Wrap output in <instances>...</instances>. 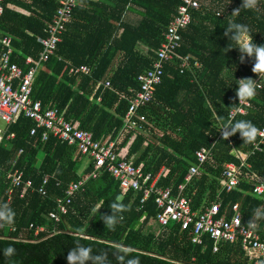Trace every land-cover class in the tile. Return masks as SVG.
<instances>
[{"label":"trees","instance_id":"obj_1","mask_svg":"<svg viewBox=\"0 0 264 264\" xmlns=\"http://www.w3.org/2000/svg\"><path fill=\"white\" fill-rule=\"evenodd\" d=\"M201 1L177 49L180 56H190L189 66L183 68L179 58L164 64L155 97L141 110L152 125L128 147L133 134L120 135L128 98L141 90L139 77L158 58L183 0H78L56 54L38 69L32 98L58 108L75 127L92 131L95 139L111 141L120 135L121 157L154 175L163 169L159 185L171 186L174 193L196 163V151L212 146V158L187 183L184 194L192 198L194 209L203 202H221V213L229 217L238 204L243 223L264 233V193L256 194L246 178L232 190L223 183L225 164L241 162L235 150L249 153V170L264 177V144L262 151L252 153L258 132L248 143L239 131L226 137L220 130L240 120L251 121L258 130L264 127V80L250 97L247 112L230 118L238 107L239 80L255 81L264 73L252 71L255 53H242L230 39L235 32L226 31L231 23L244 25L252 42L264 44V0ZM9 4L23 6L29 14ZM2 6L0 32L12 36L13 59L27 69L26 58H38L43 50L39 37L47 35L60 0H4ZM130 11L142 15L138 22L129 21ZM82 65L90 72H71ZM108 80L111 87L105 86ZM34 126L33 119L21 115L9 129L15 137L0 144V208L6 206L14 214L11 222L0 218V264H68L69 253L81 246L92 257L84 264H252L240 240L222 242L214 251L209 235L197 244L193 229L183 230L176 222L159 225V232L151 229L159 211L156 196L141 203L143 191L123 193L119 180L106 170L76 192L59 221L50 218V212L57 211L56 199L65 197L70 183L83 176L81 155L76 146L52 135L43 140V129L31 134ZM93 167L90 162L84 174ZM17 170L33 185L24 196V183L15 186L10 197L8 174ZM43 185L45 193L39 191ZM112 203L124 207L113 212ZM103 216H115V222L109 226ZM38 227L44 230L37 232ZM8 246L13 250L6 257Z\"/></svg>","mask_w":264,"mask_h":264},{"label":"built area","instance_id":"obj_2","mask_svg":"<svg viewBox=\"0 0 264 264\" xmlns=\"http://www.w3.org/2000/svg\"><path fill=\"white\" fill-rule=\"evenodd\" d=\"M3 2L4 0H0V15L3 13ZM77 3L78 0H60V6L46 30L47 35L39 37L43 50L38 58L32 56L26 58L27 69L13 59L15 47L12 36L0 32V121L3 123L0 124V144L15 137V133L10 132L9 129L21 115H25L35 122L31 134H36L39 128L43 129V140H47L52 135L68 145L76 146L77 154L89 158L94 165L89 173L70 183L65 197L56 199L57 211L50 212V218L59 221L60 213L67 212V204L72 201L76 192L83 189L91 178H97L102 170H106L119 180L123 193L130 190L143 191L141 203H144L152 194L156 196L155 201L159 211L155 221L159 225L167 226L176 222L183 230L192 228L193 242L197 244H202L204 236L209 235L214 241V251L219 250L222 242L240 240L251 263L261 264L264 260V233L243 223L238 204L233 205V213L229 217L227 213H221V202L215 201L210 204L203 202L194 209L192 198L184 194L187 183L193 177L200 175L201 167L212 158V146H204L196 151L197 161L190 167L185 182L179 185L177 193H174L171 186L159 185L161 172L155 175L152 172H145L141 166L134 165L132 160L123 159L119 153V136L123 133H132V139H135L139 133L148 134L151 124L141 110L154 99L155 86L163 79L164 64L179 58L182 60L183 68L189 66L190 56H180L177 49L182 42V30L191 23L192 11L199 9L202 1L183 0L178 7V14L171 21L166 39L158 50V58L153 66L139 77L141 90L136 91L132 98L127 97L130 105L124 118L122 131L111 141L95 139L92 131L75 127L58 108L45 106L41 100L32 98L38 69L56 54L58 45L62 41V34L73 18ZM71 72L89 73L90 69L82 65L73 68ZM263 80L264 74H261L254 81L255 90L262 88ZM105 86L111 87V82L106 81ZM250 106V98L240 100L238 98V107L231 110L230 118L233 119L237 114H245ZM258 135L260 140L254 143L252 153L263 150L264 127L258 130ZM235 154L240 159V164L228 162L223 171V183L227 190L236 188L240 181L246 178L254 183V192L262 195L264 177L249 170L251 165L247 160L250 154L238 150H235ZM23 177V172L18 170L8 174V178L12 179V186L8 191L10 197L15 186L19 187L24 183L22 196L27 188L32 187V180L25 181ZM48 179L49 177L46 176L44 185ZM44 185L39 190L41 193H45ZM33 227L34 224H31L30 228ZM43 230L44 227L36 228L37 232Z\"/></svg>","mask_w":264,"mask_h":264},{"label":"clouds","instance_id":"obj_3","mask_svg":"<svg viewBox=\"0 0 264 264\" xmlns=\"http://www.w3.org/2000/svg\"><path fill=\"white\" fill-rule=\"evenodd\" d=\"M247 6V4H245ZM226 31H234L235 34L230 39L234 40L239 44V50L243 53L246 52L249 55L255 53L256 62L253 66L252 71L254 73H264V44H256L251 41V39L246 36L247 28L244 25L231 23L226 29ZM240 83L238 84V89L236 91V95L239 100L244 98H250L255 95V86L254 80L251 78L240 79ZM222 135L229 137L234 135L237 131H239L242 140L244 142L251 143L255 140L258 129L255 125L251 123V121L240 120L234 123L228 122L226 125L221 127ZM113 212H119L124 206L119 203H112L110 206ZM13 213L6 206L0 208V218L11 222ZM257 217L261 216V212L257 210L255 212ZM115 216H103L104 222L111 226L115 222ZM13 248L8 246L4 249V255L7 257ZM89 249L87 247L81 246L78 252H70L67 260L68 264H75V262H79V264H84V262L88 259H91L89 255Z\"/></svg>","mask_w":264,"mask_h":264},{"label":"crops","instance_id":"obj_4","mask_svg":"<svg viewBox=\"0 0 264 264\" xmlns=\"http://www.w3.org/2000/svg\"><path fill=\"white\" fill-rule=\"evenodd\" d=\"M9 6L11 7V8H13V9H15V10H17V11H19V12H22V13H25V14H29V10L28 9H26V8H24L23 6H20V5H17V4H9ZM247 36V35H246ZM150 124H151V122H150ZM152 125V124H151ZM117 138V137H116ZM102 139H107L108 140V137H105V138H102ZM122 139V138H121ZM121 139H120V141H121ZM114 140V139H113ZM134 139H130V141H129V143H128V145H127V147L131 144V142L133 141ZM109 141V140H108ZM120 145V144H119ZM241 152V151H240ZM242 153H245V152H242ZM81 169H80V173H81V175H84V173L86 172V169H87V167L89 166V164H90V160H89V158H87V157H85V156H81ZM160 172H161V175H162V173H163V169L162 170H160ZM159 173V172H158ZM87 174V173H86ZM160 178H161V176H160Z\"/></svg>","mask_w":264,"mask_h":264},{"label":"rangeland","instance_id":"obj_5","mask_svg":"<svg viewBox=\"0 0 264 264\" xmlns=\"http://www.w3.org/2000/svg\"><path fill=\"white\" fill-rule=\"evenodd\" d=\"M141 16L135 11H130L128 19L129 21L136 23L140 20ZM0 124H3L2 121H0ZM149 227L155 230L156 232H159V224L157 223V221L152 220Z\"/></svg>","mask_w":264,"mask_h":264}]
</instances>
